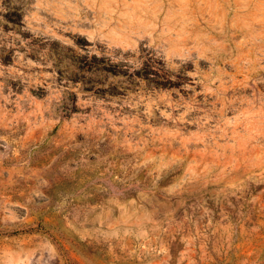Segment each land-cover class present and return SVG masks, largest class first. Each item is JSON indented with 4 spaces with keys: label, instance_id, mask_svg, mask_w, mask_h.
Wrapping results in <instances>:
<instances>
[{
    "label": "rangeland",
    "instance_id": "obj_1",
    "mask_svg": "<svg viewBox=\"0 0 264 264\" xmlns=\"http://www.w3.org/2000/svg\"><path fill=\"white\" fill-rule=\"evenodd\" d=\"M0 264H264V0H0Z\"/></svg>",
    "mask_w": 264,
    "mask_h": 264
}]
</instances>
